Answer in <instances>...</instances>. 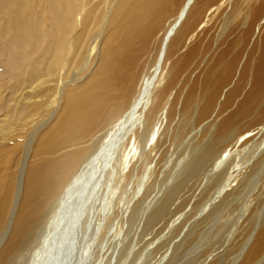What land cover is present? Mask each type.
Here are the masks:
<instances>
[{"label": "bare ground", "instance_id": "6f19581e", "mask_svg": "<svg viewBox=\"0 0 264 264\" xmlns=\"http://www.w3.org/2000/svg\"><path fill=\"white\" fill-rule=\"evenodd\" d=\"M66 227L65 264H264V0H0V264Z\"/></svg>", "mask_w": 264, "mask_h": 264}, {"label": "rangeland", "instance_id": "374dc122", "mask_svg": "<svg viewBox=\"0 0 264 264\" xmlns=\"http://www.w3.org/2000/svg\"><path fill=\"white\" fill-rule=\"evenodd\" d=\"M260 182H261V181H260ZM260 182L257 183V186H260ZM258 184H259V185H258ZM257 186H256V188L259 189L260 187H257ZM254 187H255V186H254ZM185 190H187V189H185ZM185 190H184V192L182 193L183 195H184V193H185V195H184L185 197L187 196V194L190 195V194L192 193V192H185ZM176 204H178V201H177L176 203H174V205H176ZM174 205H173L171 208H173ZM187 209H188V208H187ZM187 209H186L184 212L188 211ZM161 222H162V221H161ZM161 222H159V224L156 225L157 227H156V226H155V227H156V228L160 227V226H161ZM162 223H163V222H162ZM158 225H159V226H158ZM155 227H154L153 230L156 229ZM149 232H150V231H148V234L146 233V235H145L146 237H145V236L143 237L144 240H145L146 238H149ZM147 235H148V236H147ZM143 239H142V242L140 243V245L143 243V241H144ZM162 248H163V249H162ZM164 250H165V246L161 247V249L159 250V253L162 254V253L164 252ZM160 251H161V252H160ZM159 253L156 254L157 256L155 255L157 258L160 256ZM158 254H159V255H158ZM55 256H56V255H55ZM157 258H156V259H157ZM52 259H54V257H53ZM153 261H155V260L153 259Z\"/></svg>", "mask_w": 264, "mask_h": 264}]
</instances>
